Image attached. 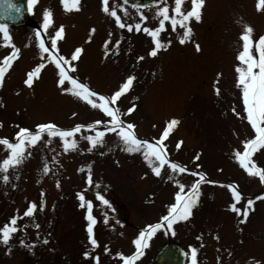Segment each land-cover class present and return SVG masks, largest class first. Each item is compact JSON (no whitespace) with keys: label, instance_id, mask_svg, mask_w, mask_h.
<instances>
[{"label":"rangeland","instance_id":"rangeland-1","mask_svg":"<svg viewBox=\"0 0 264 264\" xmlns=\"http://www.w3.org/2000/svg\"><path fill=\"white\" fill-rule=\"evenodd\" d=\"M26 2L28 4V0ZM120 4L119 0H109L110 7H115L127 23L139 20L136 9L125 6V14ZM79 6L78 11H66L60 0H37L29 11L33 24L6 26L20 55L0 84V104L3 105L0 107V137L11 139L17 126L33 128L36 123L51 121L61 128H70L102 118L98 110L57 89L52 65L42 69L30 88L22 83L25 73L40 62L36 27L47 46L50 34L63 25L59 53L68 56L75 47L82 48L75 62L78 70L73 75L92 89L110 94L126 75L135 76L133 86L121 96L118 106L123 113L136 105L132 113L121 118L135 124L139 138H157L165 122L176 118L178 125L164 141L170 160L205 172L209 180L236 182L243 194L239 207L248 198L264 192L259 178L249 177L231 158V150L242 147L240 140L254 135L247 121L236 117L231 109L235 107L243 115L240 93L234 84V66L238 63L235 56L242 26L246 23L253 28V38L264 34V11H257L256 0H205L201 20L190 21V39L180 44L178 36L182 30L172 32L168 26L160 39L170 40L171 44L154 57L146 56L150 38L143 32L117 28L113 19L100 11V0H79ZM183 6L190 7L188 0ZM156 7L140 9L148 16L145 23L149 27L157 23L153 18ZM45 8L52 13L53 20L47 30L40 28ZM93 28L95 31L89 40V30ZM109 32H112L110 44L116 39H120L121 44L115 55L104 56L103 42ZM195 44H199V51ZM10 50L0 46V57ZM137 56L145 58L138 61ZM218 72L222 73L219 78ZM217 79L219 95L213 90ZM73 112L77 115L72 116ZM88 134L84 130L75 134L77 147L66 153L58 138L48 144L38 143L30 148L31 154L16 168V173H10V182L0 181V225L17 210L22 213L27 201L39 204L40 192L44 191L43 210L37 208L32 218L19 219L17 223L23 230L15 233L7 246L0 244V264H94L92 257H99V264H121L115 252L130 254L134 250L131 240L138 231L166 213L176 191L167 178V167L161 170V176H154L141 155L124 152L113 134H106L104 144L89 152L87 141L82 138ZM177 140L182 141L179 149L175 147ZM197 153H200L199 159L193 161ZM6 154L0 145V158ZM253 159L264 168V147L253 153ZM88 163H91L92 186H85L83 173L76 171ZM197 163L200 169L195 168ZM43 164L49 165L48 174L42 172ZM174 178L185 184L196 179L186 173ZM56 180L60 182L59 188ZM200 189L199 203L192 209L191 217L173 225L174 235L156 232L134 264H153L155 254L170 239L188 252L189 246L195 248L198 264H248L249 257L264 264V199L255 200L246 222L238 223L240 218L227 208L231 197L226 188L202 183ZM77 191H83L85 199L94 204L92 214L97 219L94 237L98 242L95 249L87 242L85 209L77 206ZM96 191L110 201L111 207L95 199ZM145 199L151 202L146 203ZM105 213L109 217L107 224L103 219ZM34 223L39 228L33 227ZM20 239L29 245L35 241L31 251L19 244ZM45 239L46 244L42 242ZM105 245L108 253L104 252ZM85 250L90 251L87 259L82 256Z\"/></svg>","mask_w":264,"mask_h":264},{"label":"snow or ice","instance_id":"snow-or-ice-1","mask_svg":"<svg viewBox=\"0 0 264 264\" xmlns=\"http://www.w3.org/2000/svg\"><path fill=\"white\" fill-rule=\"evenodd\" d=\"M36 2L37 0H28V10L30 12ZM60 2L66 11L79 10V0H60ZM185 2L186 0H171L170 4L169 0H152V4L157 5L153 17L157 20V23L153 27H149L145 23L149 18L140 11L141 8L145 7L144 5L134 6L136 14L139 17V20L134 23H127L123 20L117 13L116 8L110 7L109 0H100V11L110 16L117 28L127 29L128 32H143L144 35L149 37L151 43L146 52V56L154 57L160 50L166 49L171 44L170 40L165 42L160 39V34L165 31L166 27L170 26L172 32H177L178 28L181 29L182 34L178 36V42L184 44L191 37L192 29L190 27V21L195 20L199 22L201 20L205 0H188L190 3V7L188 8L183 6ZM127 4L128 0H123V3L120 4L121 10H125V5ZM0 7H6L7 10L14 11L15 13L21 11L11 0H0ZM256 9L257 11H264V0H256ZM125 14H127L126 10ZM42 17L43 21L40 24V28L47 30L53 23L52 13L45 8L42 12ZM94 31V28L89 30V40ZM252 33L253 28L249 24H243L242 30L239 33L240 46L235 56L238 63L234 66V84L240 93L243 115L241 112L236 111L235 107L231 111L236 117L247 121L254 135L250 138L240 140L242 147H234L231 150V158L245 174L249 177H258L261 185H264V168L258 166L253 159V153L259 148L264 147V34H260L258 38H253ZM63 34L64 28L63 25H60L55 29L54 34H50V43L46 46L41 32H36L35 36L40 62L36 63L25 73V78L22 83L24 86L30 88L34 81L41 75L42 69L46 65H52L54 66L56 74L57 89L62 94L70 95L78 101L83 102L91 109L98 110L102 113V118L94 119L87 123H77L70 128H61L51 121L36 123L33 128L17 126L18 130L15 131L11 139L8 137H0V145L3 146L7 153L0 158V181H3L5 184L9 183L10 173L12 175L16 173V168L23 163L26 156L31 154L30 148L38 143L48 144L53 138H58L61 148L66 153L70 149L77 147V140L74 138L75 134L84 130L89 132V134L82 138L87 141V151L91 152L97 145L104 144L106 134H113L120 142L124 152L128 154L139 153L141 155L146 166L154 176H161V170L166 166L169 173L167 178L176 187V191L173 194L174 200L167 205L166 213L161 215L157 222L145 225L131 240V245L134 250L128 255L120 251L115 252V256L120 259L121 264H134L144 254L143 249L148 246L149 239L156 232L163 231L165 234L174 235L175 230L173 225L188 220L192 215V209L198 205L201 195L200 185L202 183L218 184L226 188L231 197V203L227 205L228 210L240 218L237 221L238 223L246 222L249 212L253 209L255 200L264 199V192L248 198L243 202V206L239 207L238 204L243 200V194L239 190L236 182L223 183L221 181L209 180L205 172L189 169L179 162L170 160L167 145L164 141L174 127L178 125L179 121L176 118L165 122L157 138H153L152 140L139 138L135 132V124L121 118L122 115L132 113L136 105L133 104L131 107H128L123 113H121L118 106V101L121 96L127 93L133 86L135 76L132 74L126 75L119 83V86L110 94L98 93L86 82L81 81L73 75L78 70L75 62L78 61L82 53V48L79 46L75 47L68 56L59 53L58 41L63 39ZM107 36L108 39H105L103 42L104 56H108L110 53L115 55L119 51L121 40L116 39L110 44L112 32L107 33ZM0 37H2L3 41V44L0 46H6L11 49L8 54L0 57V84H2L5 74L9 71L13 61L18 59L20 49L12 44L10 34L4 24H0ZM195 47L197 51L200 50L199 44H195ZM144 58V56L136 57L138 61ZM221 75L222 73H216L217 78ZM217 83L218 79L213 82V90L219 95L220 89ZM0 107H3V105L0 104ZM76 115V112L72 113V116ZM45 136L47 140H45ZM181 145L182 141L177 140L175 144L176 149H179ZM100 154L103 155L104 153L101 152ZM199 156L200 153L193 156V161L198 160ZM55 159L56 157L54 156L53 161ZM85 168L87 171H85ZM195 168L200 169V165L197 163ZM50 171L51 169L48 164L42 165V172L44 174H48ZM76 171L83 173L85 186L93 185L91 163L78 167ZM217 171H221V169H217ZM185 173L196 179L192 180L190 184H185L179 179L174 178ZM55 185L57 188L60 187L59 180L55 181ZM12 187L15 188L16 185L12 184ZM75 196L77 201H79L77 206L85 209L84 220L87 223L84 227L87 234V242L91 245L92 249H95L98 247V242L94 237V226L97 224V219L92 214L94 207L93 201L85 199L83 191H77ZM40 197L39 204L33 201H27L22 213L17 210L16 213L7 218L6 222L0 225V244L7 246L13 239V235L23 230V227L17 223L19 219L23 217L32 218L37 208L43 210V190L40 192ZM95 199L100 204L111 207L110 201L99 191H96ZM103 219L105 224L109 222V217L106 213ZM33 227L39 228V225L34 223ZM214 238L219 239L215 235ZM196 239L199 240L200 236H197ZM42 242L46 244L47 239ZM19 244L31 251L35 241L29 245L25 244L23 239H20ZM104 252H109L107 245L104 246ZM189 254L191 257L190 264H198L196 249L189 246ZM82 256L85 259L89 258L90 251H83ZM92 260L94 264H99V257H92ZM217 260L219 261V257H217ZM248 264H261V261L249 257Z\"/></svg>","mask_w":264,"mask_h":264},{"label":"water","instance_id":"water-1","mask_svg":"<svg viewBox=\"0 0 264 264\" xmlns=\"http://www.w3.org/2000/svg\"><path fill=\"white\" fill-rule=\"evenodd\" d=\"M11 2L19 7L21 11L15 13L9 11L6 7H0V21L8 25H20L27 22L26 6L23 0H11ZM152 0H128L131 4H147L151 3ZM184 254L174 244H166L162 250L156 255L155 264H183Z\"/></svg>","mask_w":264,"mask_h":264}]
</instances>
